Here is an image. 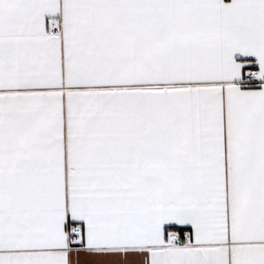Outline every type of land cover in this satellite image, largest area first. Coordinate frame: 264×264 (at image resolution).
<instances>
[{"label": "snow or ice", "instance_id": "6c2138e0", "mask_svg": "<svg viewBox=\"0 0 264 264\" xmlns=\"http://www.w3.org/2000/svg\"><path fill=\"white\" fill-rule=\"evenodd\" d=\"M264 264V0H0V264Z\"/></svg>", "mask_w": 264, "mask_h": 264}, {"label": "crops", "instance_id": "0c3cea01", "mask_svg": "<svg viewBox=\"0 0 264 264\" xmlns=\"http://www.w3.org/2000/svg\"><path fill=\"white\" fill-rule=\"evenodd\" d=\"M92 259L93 258L87 254H81L79 257H73V261L76 262V264H91Z\"/></svg>", "mask_w": 264, "mask_h": 264}]
</instances>
